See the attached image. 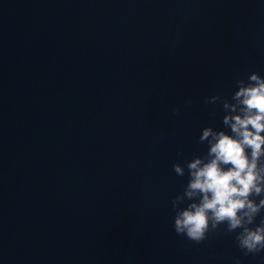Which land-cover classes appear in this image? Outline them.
Listing matches in <instances>:
<instances>
[{"label": "clouds", "instance_id": "9594fccd", "mask_svg": "<svg viewBox=\"0 0 264 264\" xmlns=\"http://www.w3.org/2000/svg\"><path fill=\"white\" fill-rule=\"evenodd\" d=\"M236 87L231 102L219 95L205 99L222 103L223 125L230 133L203 128L199 142L207 143V154L173 164L178 176L185 169L188 174L183 192L172 200L173 228L199 244L223 226L235 233L245 255H255L264 252V217L256 223L264 212V77L252 72L247 81L238 79ZM177 112L172 109L173 115Z\"/></svg>", "mask_w": 264, "mask_h": 264}]
</instances>
